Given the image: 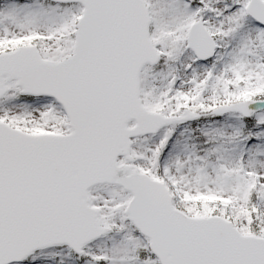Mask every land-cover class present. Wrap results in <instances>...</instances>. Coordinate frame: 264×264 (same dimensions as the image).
I'll return each instance as SVG.
<instances>
[{
  "label": "snow or ice",
  "instance_id": "6c2138e0",
  "mask_svg": "<svg viewBox=\"0 0 264 264\" xmlns=\"http://www.w3.org/2000/svg\"><path fill=\"white\" fill-rule=\"evenodd\" d=\"M0 264H264V0H0Z\"/></svg>",
  "mask_w": 264,
  "mask_h": 264
}]
</instances>
